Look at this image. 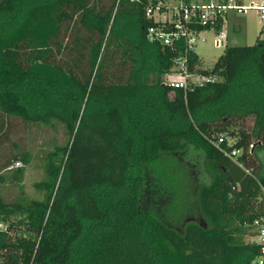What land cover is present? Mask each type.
<instances>
[{"label": "trees", "instance_id": "16d2710c", "mask_svg": "<svg viewBox=\"0 0 264 264\" xmlns=\"http://www.w3.org/2000/svg\"><path fill=\"white\" fill-rule=\"evenodd\" d=\"M26 1L0 0V183L16 186L23 167H8L28 158L9 140L14 127L56 121L67 139L43 155L44 199L0 194V264H255L258 246L244 237L263 210L264 23L252 44L224 45L210 68L196 69L218 80L181 89L159 78L179 47L144 37L155 22L142 7L155 0H111L102 14L86 0ZM68 3L98 30L84 81L48 59ZM17 44L23 66L6 58ZM119 51L131 62L126 79L99 83ZM221 132L235 139L217 145ZM231 149L239 153H223ZM166 154L190 157L191 169L195 155L205 159L209 177L195 178L205 222L169 220L178 181L162 170Z\"/></svg>", "mask_w": 264, "mask_h": 264}, {"label": "rangeland", "instance_id": "374dc122", "mask_svg": "<svg viewBox=\"0 0 264 264\" xmlns=\"http://www.w3.org/2000/svg\"><path fill=\"white\" fill-rule=\"evenodd\" d=\"M29 1L27 0L26 2ZM241 1L246 4L250 0ZM253 1L259 2L260 0ZM86 2L92 12L102 14L109 8L111 0H86ZM155 17L157 18V16ZM261 26L262 23L258 20L255 8L251 7L245 13H236L232 10L226 11L222 18L220 30L226 36V46H242L254 42L256 36L259 35ZM107 27L109 28V24ZM214 34L215 31L212 28H205L198 31L189 41L197 59V66L199 67L210 68L216 57L222 52L223 47H215L212 44ZM97 37L98 30L83 27L79 23L78 7L73 3H68L63 9L61 31L50 43L48 59L59 66L68 68L78 80L84 81L88 74V63L85 58L86 50ZM200 37L203 38V41H200ZM24 52L25 45L17 44L6 52V58L8 61L23 66ZM130 66V59L125 53L122 51L115 53L109 66L101 71L99 83L124 81ZM163 76L165 74H161L159 78L162 80ZM215 78L218 80L217 76ZM98 85L100 88L102 84ZM250 124L251 120L247 119L245 127L249 128ZM172 125L177 126L179 122ZM218 135H222L227 143H231L235 139V137H230L224 132ZM66 139L67 135L62 125L56 121L48 125L40 124L36 128L33 127L30 131L14 127L11 134H9V140L12 143H17L20 148L27 151L28 158L25 163L19 160V165L23 167V174L19 183L16 186H11L7 182L0 183V194L4 198L20 195L26 200L44 199L48 191L44 184L49 178L46 173L43 155L47 151L54 150L56 145L64 144ZM182 156L178 154H166L160 161L165 174L172 175L178 181V185L175 186L167 199L171 203L169 220L173 221L174 224L186 220L205 222L206 219L201 214L197 205L196 190L198 181L196 182L195 178L200 174L209 177L208 165L204 158L195 155V165L191 169L188 164L190 157H187V159ZM262 167V170H264V164ZM196 170L198 171L196 172ZM4 226L0 222V230H4ZM19 233L27 237L32 236L23 230H20ZM244 238L245 240H250V235H246Z\"/></svg>", "mask_w": 264, "mask_h": 264}, {"label": "built area", "instance_id": "2783aa9c", "mask_svg": "<svg viewBox=\"0 0 264 264\" xmlns=\"http://www.w3.org/2000/svg\"><path fill=\"white\" fill-rule=\"evenodd\" d=\"M251 7L255 8L258 20L264 23V0L259 2L250 0L246 4L241 0H155L143 5V17L155 22V24L145 26L146 41L156 42L170 48L179 47L178 54L172 58V64L169 70L164 73L165 76L161 83L171 88L186 89L190 85L216 80L212 74H202L196 71L198 68L196 63H190V53L194 54V50L189 41L198 31L212 28L215 31L212 39L213 46L224 47L226 36L220 30V26L225 12L232 10L236 13H245ZM218 18L221 19V23H219V27L214 28ZM198 25L201 26V30L195 28ZM200 41H203L202 37H200ZM223 139L222 135H218L215 143L218 145L223 142ZM223 153L234 157L239 153V150L231 149L229 152L223 151ZM17 166H19V162H14L8 168ZM260 197L263 210L252 220L253 234L248 240L258 246V255L253 261L255 264H264V187L261 189Z\"/></svg>", "mask_w": 264, "mask_h": 264}, {"label": "crops", "instance_id": "0c3cea01", "mask_svg": "<svg viewBox=\"0 0 264 264\" xmlns=\"http://www.w3.org/2000/svg\"><path fill=\"white\" fill-rule=\"evenodd\" d=\"M189 1H197V0H189ZM199 1V0H198Z\"/></svg>", "mask_w": 264, "mask_h": 264}]
</instances>
